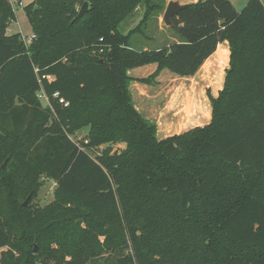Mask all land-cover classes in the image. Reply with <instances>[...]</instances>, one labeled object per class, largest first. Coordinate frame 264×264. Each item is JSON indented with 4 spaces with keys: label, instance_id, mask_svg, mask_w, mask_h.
Returning a JSON list of instances; mask_svg holds the SVG:
<instances>
[{
    "label": "trees",
    "instance_id": "obj_1",
    "mask_svg": "<svg viewBox=\"0 0 264 264\" xmlns=\"http://www.w3.org/2000/svg\"><path fill=\"white\" fill-rule=\"evenodd\" d=\"M142 3L143 19L122 33ZM165 6L33 0L25 10L36 37L26 44L7 33L16 15L0 0L2 264H264V0L241 11L231 0H198L173 17L178 40L133 48ZM224 41L229 68L218 96L209 93L211 121L158 139L131 81L153 84L166 69L194 76ZM151 64L147 78L128 74ZM82 128L88 143L71 137ZM42 177L57 183L45 207L34 204Z\"/></svg>",
    "mask_w": 264,
    "mask_h": 264
},
{
    "label": "rangeland",
    "instance_id": "obj_2",
    "mask_svg": "<svg viewBox=\"0 0 264 264\" xmlns=\"http://www.w3.org/2000/svg\"><path fill=\"white\" fill-rule=\"evenodd\" d=\"M9 1L16 15V20L9 26V33H21L22 36L29 38L33 34V27L25 7L33 0ZM248 1L231 0L238 11H241ZM167 4L166 0V6ZM82 6L83 4L78 5L79 11ZM166 6L163 11L155 12L152 15L142 32L132 36L131 46L133 48L137 50L156 49L157 47L167 45L171 40L169 36H175L172 29L163 21ZM145 10V3L140 4L137 10L121 23L119 30L126 34L136 27L143 19ZM216 57L211 62V65L202 71L199 80L181 77L166 69L155 78L153 84L148 85L135 80L131 81L130 90L133 103L141 110L142 115L146 119L157 124L158 139L168 138L196 126H204L211 121L212 105L209 93L216 97L223 88L226 70L229 68L230 47L228 49L225 45L220 48ZM155 68L145 67V69L137 71L132 69L128 71V74L133 77L138 76L135 78H147L153 74L156 70ZM42 102L44 105H47L46 100H42ZM88 132L89 128H82L71 134V137L77 142H84L88 140ZM109 145L112 146L114 151H120L126 146L125 143ZM107 146H99L97 151L91 152V155L96 157L99 151ZM41 182L42 186L39 189L38 196L34 200V204L45 207L55 201L57 183L55 179L46 177H42ZM4 250L8 249H0V264H2V252ZM38 250L39 246L35 244L33 253L37 254ZM15 253L18 255L17 252ZM104 256L107 257V255ZM98 263L105 264V257L99 259Z\"/></svg>",
    "mask_w": 264,
    "mask_h": 264
},
{
    "label": "water",
    "instance_id": "obj_3",
    "mask_svg": "<svg viewBox=\"0 0 264 264\" xmlns=\"http://www.w3.org/2000/svg\"><path fill=\"white\" fill-rule=\"evenodd\" d=\"M189 5V3H180L177 0H170L166 6V10L165 13L163 15V21L165 22V24L169 27L174 26L173 23V17L178 15V13L186 8ZM89 9V2H85L82 6V8L80 9L78 15L74 18L73 21L78 20L79 18H81ZM7 162L8 160H6L1 166H0V172L2 169L6 168L7 166ZM28 200L25 201V205H27Z\"/></svg>",
    "mask_w": 264,
    "mask_h": 264
},
{
    "label": "crops",
    "instance_id": "obj_4",
    "mask_svg": "<svg viewBox=\"0 0 264 264\" xmlns=\"http://www.w3.org/2000/svg\"><path fill=\"white\" fill-rule=\"evenodd\" d=\"M169 1H170V0H167V2H169ZM177 1H179L180 3H189V4H191V3H195V2H197L198 0H177ZM7 33H8V34H11V33H9V28H8V30H7ZM169 38L171 39L169 43H172L173 41L178 40L177 37H175V36H169ZM169 43L167 44V46L169 45ZM225 45H226V46L228 47V49H229V43H228V41H224V42L220 43V44L218 45V47H217L216 52H215L214 54H212V56H210V57L206 60V62H205L204 65L201 67V69L198 71V73H196L194 76H190V77H186V78L191 79V80H199V78H200V74L202 73V71H203L204 69H207V68L211 65V62H213V59L216 57L217 52L219 51V49L222 48V47H224ZM216 58H217V57H216ZM145 67H150V68L154 69V68L156 67V65L151 64V65H147V66H143V67L135 68L134 70L137 71V70L145 69ZM155 69H156V68H155ZM134 77H138V76H134ZM224 80H225V78H224ZM137 108H138V107H137ZM138 109H139V108H138ZM139 111L141 112L140 109H139ZM209 122H210V121H209ZM209 122H208V123H209Z\"/></svg>",
    "mask_w": 264,
    "mask_h": 264
},
{
    "label": "built area",
    "instance_id": "obj_5",
    "mask_svg": "<svg viewBox=\"0 0 264 264\" xmlns=\"http://www.w3.org/2000/svg\"><path fill=\"white\" fill-rule=\"evenodd\" d=\"M21 4H22V3H21ZM22 37H23V40L25 41L26 44H30V43L33 41V39L36 37V35H35V34H32L29 38L24 37V36H22ZM102 51H103V50H101V52H102ZM48 79H49V80H52L53 77H52V76H48ZM37 96H38V98H40L41 100H46L47 103H49V96L45 93L44 89L40 90V92L37 93ZM58 96H59L58 93H55V94H54V97H58ZM60 103L64 104L65 106H68V105H69V103L65 102L64 99H60ZM84 142H85V143H88V140H87V141L85 140Z\"/></svg>",
    "mask_w": 264,
    "mask_h": 264
}]
</instances>
